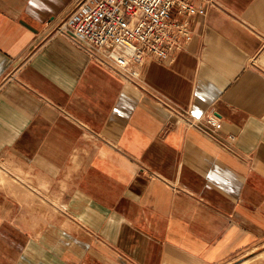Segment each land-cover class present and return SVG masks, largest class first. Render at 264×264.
<instances>
[{"label": "crops", "instance_id": "obj_1", "mask_svg": "<svg viewBox=\"0 0 264 264\" xmlns=\"http://www.w3.org/2000/svg\"><path fill=\"white\" fill-rule=\"evenodd\" d=\"M75 1L0 0V264H229L264 245V0L174 9L191 39L141 86L53 34Z\"/></svg>", "mask_w": 264, "mask_h": 264}, {"label": "built area", "instance_id": "obj_2", "mask_svg": "<svg viewBox=\"0 0 264 264\" xmlns=\"http://www.w3.org/2000/svg\"><path fill=\"white\" fill-rule=\"evenodd\" d=\"M174 9L185 16L196 13L190 0H76L53 34L66 37L125 81L141 86L148 60L173 61L191 39L189 18L173 15ZM159 101L170 120L188 128L211 136L222 127L214 109L196 116L163 98Z\"/></svg>", "mask_w": 264, "mask_h": 264}, {"label": "rangeland", "instance_id": "obj_3", "mask_svg": "<svg viewBox=\"0 0 264 264\" xmlns=\"http://www.w3.org/2000/svg\"><path fill=\"white\" fill-rule=\"evenodd\" d=\"M15 183L21 187V184L18 181H15ZM31 196H34V194H31ZM229 264H264V245H260L247 251Z\"/></svg>", "mask_w": 264, "mask_h": 264}, {"label": "snow or ice", "instance_id": "obj_4", "mask_svg": "<svg viewBox=\"0 0 264 264\" xmlns=\"http://www.w3.org/2000/svg\"><path fill=\"white\" fill-rule=\"evenodd\" d=\"M34 2V0H29V3H33Z\"/></svg>", "mask_w": 264, "mask_h": 264}]
</instances>
